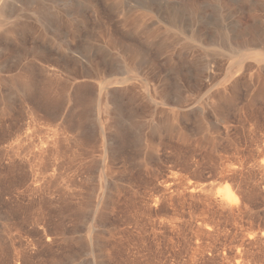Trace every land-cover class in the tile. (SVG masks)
<instances>
[{"label":"rangeland","instance_id":"rangeland-1","mask_svg":"<svg viewBox=\"0 0 264 264\" xmlns=\"http://www.w3.org/2000/svg\"><path fill=\"white\" fill-rule=\"evenodd\" d=\"M0 5V264H264V0Z\"/></svg>","mask_w":264,"mask_h":264},{"label":"bare ground","instance_id":"bare-ground-1","mask_svg":"<svg viewBox=\"0 0 264 264\" xmlns=\"http://www.w3.org/2000/svg\"><path fill=\"white\" fill-rule=\"evenodd\" d=\"M0 2H1V0H0ZM36 2H39V1H36ZM116 4L117 5H122V0H116ZM123 8V7H122ZM249 10H252V7L251 6H249V7H247ZM4 9V8H3ZM33 11H34V13L35 14H39L40 12H41V10H42V8H41V6L39 7V5L38 6H35L34 7V9H32ZM2 9H1V5H0V17H1V14H2V12H4V11H2ZM41 14V13H40ZM3 16V15H2ZM22 16V15H21ZM42 16V15H41ZM177 16V15H176ZM8 17V16H7ZM19 17H17L16 19H18ZM31 18V17H30ZM38 18H39V15H38ZM20 19V18H19ZM26 20V19H25ZM36 20V19H35ZM137 20V19H136ZM178 19H176V18H174V16H173V19H172V23L174 24V25H178L177 24V22L179 21H177ZM34 21V20H33ZM131 21V20H130ZM4 22V21H3ZM3 22L1 23L0 22V26H4L5 27V24L3 25ZM26 22V21H25ZM28 22V21H27ZM40 23L42 22V20H40L39 21ZM39 22H37V23H39ZM5 23V22H4ZM31 23V22H30ZM33 23V22H32ZM11 24V23H10ZM69 24V23H68ZM13 25V24H12ZM17 25V24H16ZM40 25V24H39ZM134 25H136L137 27H138V24L137 23H135ZM174 25H173V27H174ZM15 26V25H14ZM23 27V26H22ZM177 27V26H176ZM30 28V27H29ZM182 28V27H181ZM169 30V29H168ZM180 30V29H179ZM253 30H264V24H261V25H259V26H256L255 28H253ZM27 31L28 30H21V32H19V33H21V36H22V38H21V48H22V50H23V55L24 56H27L28 54H33V56L36 58V59H34L33 61H32V63H29V65L28 66H26L27 68H28V70H32V79H31V81L33 82V84H36L37 82H35L36 80H37V78H35L36 76H39V77H42L43 76V74H44V72H42V71H44V69H42V67H41V64L40 63H36V61H42L43 59H45V53L43 52V49L39 46V45H34L33 46V48L32 49H29L28 48V46H27ZM182 31V30H181ZM180 31V32H181ZM261 33H259V39H264V31H260ZM5 33V32H4ZM182 33V32H181ZM174 34H176V32H174ZM196 34V33H195ZM256 34V33H255ZM258 34V33H257ZM177 35V34H176ZM199 35V34H198ZM192 36V35H191ZM256 36V35H255ZM193 37H194V35H193ZM173 40H174V38H172ZM195 39V38H194ZM254 39V38H253ZM257 39V38H256ZM201 40V39H200ZM199 40V41H200ZM258 40V39H257ZM256 40V41H257ZM264 41V40H263ZM259 42V41H258ZM201 47V46H200ZM223 49V48H222ZM121 50V49H120ZM203 50V55H202V58L204 57V58H206L205 56L206 55H210L209 53H208V50H206V49H202ZM214 50V49H213ZM212 49H211V51H213ZM230 51V50H229ZM21 52V51H20ZM126 52H128V50L127 51H125V53ZM218 52V51H217ZM223 52V51H222ZM226 52V51H225ZM130 53V52H129ZM129 53H127V54H129ZM134 53V52H133ZM220 53V52H219ZM260 53V52H259ZM221 54H223L224 55V52L223 53H221ZM261 54V53H260ZM124 55V54H123ZM130 55H131V53H130ZM129 55V56H130ZM215 55V54H214ZM128 55H127V58L129 57ZM220 57V56H219ZM129 58H131V59H134L133 58V56H131V57H129ZM215 58V57H214ZM217 59V58H216ZM129 59H127V61H128ZM203 60V59H202ZM124 61V60H123ZM133 61V60H132ZM127 63V62H126ZM134 63V62H133ZM37 64H39V66H37ZM204 64V63H203ZM131 63H129L128 64V68L130 67L131 68ZM208 65V64H207ZM43 66V65H42ZM204 66H206V64L204 65ZM207 67V66H206ZM136 68V67H135ZM8 69V68H7ZM11 69V68H10ZM26 69V68H25ZM27 70V69H26ZM25 70V71H26ZM27 70V72H30V71H28ZM74 70V69H73ZM10 71V70H9ZM70 71V70H69ZM37 72V73H36ZM58 72V71H57ZM73 73V72H72ZM26 74V73H25ZM29 74V73H28ZM97 74V73H96ZM131 74V73H130ZM134 74V73H133ZM29 78H30V76H29ZM43 78V77H42ZM115 79H116V77H115ZM29 80V79H28ZM113 80V79H112ZM121 80H119V82H120ZM115 82V81H114ZM28 83H30V82H28ZM110 83H113V81L111 82L110 81ZM116 83V82H115ZM118 83V82H117ZM114 84V83H113ZM121 84V83H120ZM135 84V83H134ZM32 85V84H31ZM109 85V84H108ZM112 85V84H111ZM137 85V84H136ZM27 86V85H26ZM30 86V85H29ZM28 86V87H29ZM27 87V88H28ZM31 88V87H30ZM32 89V88H31ZM25 90V89H24ZM28 90V89H27ZM26 90V91H27ZM47 91V90H46ZM225 91V90H224ZM28 92V91H27ZM161 98V97H160ZM162 99V98H161ZM155 100V99H154ZM107 125V124H106ZM225 188H226V190L230 193L231 192V188H230V186L227 184V185H225Z\"/></svg>","mask_w":264,"mask_h":264}]
</instances>
